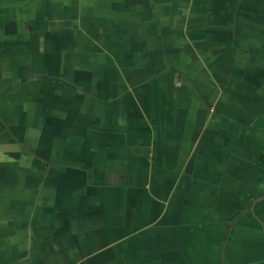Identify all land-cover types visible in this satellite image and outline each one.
Segmentation results:
<instances>
[{
	"label": "crops",
	"instance_id": "crops-1",
	"mask_svg": "<svg viewBox=\"0 0 264 264\" xmlns=\"http://www.w3.org/2000/svg\"><path fill=\"white\" fill-rule=\"evenodd\" d=\"M262 195L264 0H0V264H264Z\"/></svg>",
	"mask_w": 264,
	"mask_h": 264
},
{
	"label": "flooded vegetation",
	"instance_id": "flooded-vegetation-1",
	"mask_svg": "<svg viewBox=\"0 0 264 264\" xmlns=\"http://www.w3.org/2000/svg\"><path fill=\"white\" fill-rule=\"evenodd\" d=\"M255 201L254 202H252V201H250V203H249V205H248V207H247V210L249 211V213L251 212L252 213V217L251 218H253V219H255V217H254V213H253V211H254V209H256L254 206H255ZM244 212H245V210H244ZM243 214H245V213H243ZM235 220L236 219H234V221L232 222V224L234 225V222H235ZM227 233H226V235H228L229 234V229H227V231H226ZM229 237V236H228ZM243 238V237H242ZM230 239V237L229 238H227L225 241H227V242H225V244H227L228 243V241H230L229 240ZM243 241L244 240H246V239H242ZM241 241V240H240ZM250 243H253V244H255L256 242V240H254V237H252V238H249V240H248ZM222 254H223V248H221V250L219 251V254H218V256H217V258H218V262H217V264H226L225 263V258L224 257H222Z\"/></svg>",
	"mask_w": 264,
	"mask_h": 264
},
{
	"label": "water",
	"instance_id": "water-1",
	"mask_svg": "<svg viewBox=\"0 0 264 264\" xmlns=\"http://www.w3.org/2000/svg\"><path fill=\"white\" fill-rule=\"evenodd\" d=\"M262 197L264 198V195H262L260 198H262Z\"/></svg>",
	"mask_w": 264,
	"mask_h": 264
}]
</instances>
